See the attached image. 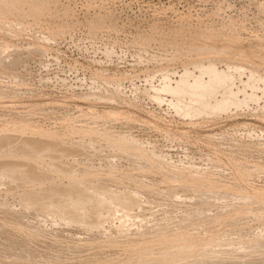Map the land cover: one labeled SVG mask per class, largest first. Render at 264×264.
<instances>
[{"label":"rangeland","instance_id":"1","mask_svg":"<svg viewBox=\"0 0 264 264\" xmlns=\"http://www.w3.org/2000/svg\"><path fill=\"white\" fill-rule=\"evenodd\" d=\"M0 264H264V0H0Z\"/></svg>","mask_w":264,"mask_h":264},{"label":"bare ground","instance_id":"2","mask_svg":"<svg viewBox=\"0 0 264 264\" xmlns=\"http://www.w3.org/2000/svg\"><path fill=\"white\" fill-rule=\"evenodd\" d=\"M211 72H216V70H214V69H211L210 70ZM184 74H186V72L184 73ZM210 85H208V84H203V83H201V82H194V84L193 85H188V84H184V85H180V86H177L175 89H174V92L176 93V94H183V95H185V94H192L194 91H199V92H196V93H194L195 94V97H194V99L195 100H204V97H205V95L208 93V91H209V89H210ZM195 88H200V90L199 89H195ZM225 103V102H224ZM224 103H218V104H216L215 105V107H220V106H223L224 105ZM26 145V144H25ZM5 166H7V165H5ZM14 171V173L16 172L15 171V169H13V168H11L10 166L7 168V169H5V173H7L6 171ZM19 171H21V170H19ZM18 172V171H17ZM19 173V172H18ZM22 173V172H21ZM9 174H11V173H9ZM75 188H77V187H75ZM72 189V188H71ZM46 190V189H45ZM44 190V191H45ZM82 190V189H81ZM43 191V190H42ZM43 191V192H44ZM50 191V192H49ZM91 191V190H90ZM115 191H117V190H115ZM37 192V191H36ZM39 192V191H38ZM47 192V191H46ZM48 192L49 193H51V190H48ZM48 192H47V194H48ZM92 193H89V191L87 192L86 190H82V191H76V190H73V193H72V191L70 190L69 192H68V190L64 193V192H61V194L63 193V196L65 195V194H68L70 197H71V199L70 200H72L71 202H70V200L68 201V203H70V204H73V207H75V208H79V205H81V204H87L88 206H90V207H92V208H97V210H96V212H99V210L101 209L100 207H102V208H104V206H105V204H110V205H114V204H119V206L121 205V200H119V199H122V205L124 206V204L126 205V208H127V204H129L128 202H129V196L124 192V193H117V192H114V190L113 191H110V194L109 195H106V194H103V196H100V195H98V193L96 192V191H94V189H93V191H91ZM33 193V192H32ZM31 193V195H36V193L34 192V194H32ZM52 193H54V192H52ZM52 193H51V197H52ZM59 192H57V194H58ZM37 194H39V193H37ZM46 194V193H45ZM60 194V193H59ZM58 194V195H59ZM60 194V195H61ZM41 195H44L43 193L41 194ZM40 195V196H41ZM224 195V194H223ZM223 195H221V196H223ZM228 195V194H227ZM226 195V196H227ZM40 196L38 195V199L39 200H36V203H37V201H40L41 202V199H40ZM47 196V195H46ZM49 196H50V194H49ZM57 197V195H53V197ZM63 196H62V198H63ZM35 197V196H34ZM51 198V200L49 199V197H48V200H50V203H49V205H47V206H49V207H51V208H53L54 209V206L52 205L53 204V202L54 201H56V199L57 198H59V197H55V198ZM66 197V196H65ZM110 198V199H113V198H117L118 200H119V202L118 201H116V200H113V202L115 201L116 203H111V201L109 202V203H106V202H104L103 201V199H105V198ZM225 197V196H224ZM224 197H223V199H224ZM67 198V197H66ZM69 198V197H68ZM222 198V197H221ZM226 198V197H225ZM229 198V197H228ZM36 199H37V197H36ZM55 199V200H54ZM65 199V198H64ZM35 200V199H34ZM123 200H126L125 202H123ZM134 200V199H133ZM61 201V200H60ZM63 201V200H62ZM128 201V202H127ZM59 202V201H58ZM66 202H67V200H66ZM130 202H131V200H130ZM39 203V202H38ZM42 204H44L45 203V205L46 204H48V203H46V201L43 203V202H41ZM105 203V204H104ZM132 203V202H131ZM131 203H130V205H131ZM59 204H60V202H59ZM69 204V205H70ZM117 204V205H118ZM39 205V204H38ZM65 205H67L68 206V204H65ZM110 205L109 206H106L105 208L108 210L109 208H110ZM116 205V206H117ZM45 207V206H44ZM48 207V208H49ZM65 206H63L62 204L61 205H57V210H59L61 213H62V211H63V209H65L64 208ZM68 207H70V206H68ZM72 207V206H71ZM109 207V208H108ZM112 207V206H111ZM125 207V206H124ZM129 207V206H128ZM41 208V207H40ZM50 208V209H51ZM114 208V207H113ZM116 208V207H115ZM120 208H122V207H120ZM49 209V210H50ZM99 209V210H98ZM111 209V208H110ZM119 209V208H118ZM30 210V209H29ZM103 210V209H102ZM121 211H122V209H120ZM75 211H76V209H75ZM101 211V210H100ZM52 212V211H51ZM122 212H124V211H122ZM125 213V212H124ZM125 215H127V213L125 214ZM70 219H77V217L75 218V217H70Z\"/></svg>","mask_w":264,"mask_h":264}]
</instances>
